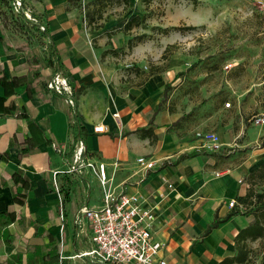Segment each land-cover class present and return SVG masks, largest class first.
I'll return each instance as SVG.
<instances>
[{"label": "crops", "instance_id": "obj_1", "mask_svg": "<svg viewBox=\"0 0 264 264\" xmlns=\"http://www.w3.org/2000/svg\"><path fill=\"white\" fill-rule=\"evenodd\" d=\"M25 3L46 26V34H38L42 48L11 38L10 11L0 4V96H5L2 79L25 78L0 104V216L15 213L14 221L3 227L10 241L0 239V264L14 255L16 263L28 264L35 251L45 250L51 241L67 264H76L77 259L93 262L78 256L93 246L91 226L78 212L101 204L99 179L91 172L68 177L60 173V188L69 192L61 204L51 178L53 171L67 170L78 138L84 140L91 159L106 164L116 192L137 194L154 209L153 236L167 244L162 256L169 264H219L237 254L235 237L253 222V216L234 215L207 231L216 218L224 220L231 212L230 203L247 191L246 176L264 164L262 135L251 142L248 128L235 126L234 114L223 108L199 121L176 125L197 104L184 100L171 104L175 89L159 109L166 84L174 83V72L141 79V71L128 78L123 68L126 59L100 54L114 48L113 43L99 37L95 47L90 46L89 40L99 32L84 29L79 10L69 8L68 0ZM49 45L56 48L55 62L62 65L60 70L75 89V108L46 86L57 70L48 58ZM97 125H105L108 131L94 132ZM144 127H152L156 139L137 132ZM200 130L218 133L223 149H201L196 138ZM141 157L154 160V168L141 166ZM18 170L29 179L23 189L24 204L13 198V175ZM89 176L97 181L96 189ZM76 180L82 182L83 199L70 207ZM59 227L60 232L65 228L69 232L60 237ZM259 241L249 242V247Z\"/></svg>", "mask_w": 264, "mask_h": 264}, {"label": "rangeland", "instance_id": "obj_2", "mask_svg": "<svg viewBox=\"0 0 264 264\" xmlns=\"http://www.w3.org/2000/svg\"><path fill=\"white\" fill-rule=\"evenodd\" d=\"M74 9L79 10L85 30L99 32L89 40L90 46L95 47L99 37L113 43L114 48L100 54L126 59L123 68L128 78L142 71L143 79L156 65L171 70L175 80L169 99L177 87L187 90L183 100L188 104L219 106L234 114L235 126L248 128L251 142L259 135V142L264 141V0H130L128 4L77 0ZM135 16L144 18L141 25L124 31L126 22ZM17 17L11 11L7 16L11 38L41 47L39 32ZM139 37L142 45L135 48L140 45L137 40L130 48L129 40ZM87 179L96 189L97 181L91 176ZM82 193V182L76 180L70 207L82 201ZM60 230V237L69 232ZM253 248L254 264H261L263 243ZM75 263L96 264L84 259Z\"/></svg>", "mask_w": 264, "mask_h": 264}, {"label": "built area", "instance_id": "obj_3", "mask_svg": "<svg viewBox=\"0 0 264 264\" xmlns=\"http://www.w3.org/2000/svg\"><path fill=\"white\" fill-rule=\"evenodd\" d=\"M11 4L14 14L27 22L38 24L42 32L47 30L38 16L26 5L25 0H11ZM46 86L51 92L63 96L71 107H76L75 90L69 78L60 69L54 71ZM227 105L230 106L228 103ZM114 117L118 118L119 113H115ZM260 120L257 122L260 123ZM106 131L108 129L105 125H97L94 128L96 133ZM196 138L200 142V148L208 152H219L224 147L219 134L214 131H197ZM138 163L145 169H153L155 166V161L146 157L139 158ZM86 172L98 177L102 202L99 206H84L78 212L91 226L93 243L89 251L78 256L90 258L99 264H169L162 256L167 244L154 239L153 236L156 219L154 209L146 206L137 194L116 192L112 178L107 175L106 164L94 161L88 156L82 138L75 140L67 170L52 172L53 186L60 194V173L82 176ZM235 204L236 202L232 201L230 206L234 207Z\"/></svg>", "mask_w": 264, "mask_h": 264}, {"label": "trees", "instance_id": "obj_4", "mask_svg": "<svg viewBox=\"0 0 264 264\" xmlns=\"http://www.w3.org/2000/svg\"><path fill=\"white\" fill-rule=\"evenodd\" d=\"M102 1L128 4L130 0H100V2ZM1 3H4L9 9V11L13 12L11 0H0V4ZM68 3H69L68 4L69 8L77 7V0H68ZM97 9L100 10L101 9L100 6H98ZM90 16L92 15L90 14ZM18 17L21 18V16ZM93 17L94 16L91 17L92 22L94 21ZM143 19L144 18H140L139 16L133 17L132 19L126 22L125 26L123 27V30L130 31L134 27H139ZM31 24H32L31 26L34 27L38 32L46 34L47 30L42 32L38 24H34V23ZM175 29L179 30L180 28H175ZM136 42L140 44L141 42H143V38L139 37L136 40L134 38H131L128 42L129 47L133 48L134 46H136L137 45ZM56 53H57L56 48L52 45H49L48 58L51 61V63H54L55 68L58 70V69H62V65L59 62L58 63L55 62ZM110 53H114V52L111 51ZM162 72H165V69L162 68L161 66L158 65L151 66L147 78ZM182 74L183 73L181 72L178 73L177 77L178 78L181 77ZM24 82H25V78L18 76L14 77L12 80L2 79L1 83L4 87L5 96H0V104H3L6 100V97L12 94L15 88L23 84ZM171 89H172V82H169L165 86L164 98L159 105V109H162L164 104L167 103V101H169ZM187 93H189L187 92V90L180 89V87H177L176 95L171 99V104L182 101L183 98H185L184 96H188ZM218 107L219 106L206 107L205 105H201L200 103H198L197 105H195L192 111L187 115H184L181 118V121H178L176 125L179 126L184 120H190L194 122L209 117L219 109ZM137 132H139L143 137H149L152 138L153 140L156 139L157 137L152 127H144L139 129ZM63 176L68 177L69 175L67 173H64ZM13 178L16 185L13 191L14 201L19 204H24L26 202V195L24 194L23 189L25 187H28L29 179L26 176H24L20 170L15 171ZM245 180L248 184V189L246 193L243 195H237L235 199L236 204L232 208L231 212L224 218V220H220L219 218H216L207 231L209 232L213 230L221 222L227 221L229 218H231L234 215L244 214L247 216L254 217L253 222H251L248 226L242 228L235 237V246L237 249V254L224 258L219 264H254L255 249L249 247V242L261 240V243H263L264 246V164L252 170L246 176ZM64 191L65 189L61 187L60 194L62 195L63 204L69 198V192L65 193ZM14 219H15L14 212H8L0 216V239L3 236L5 241L7 242L10 241L9 240L10 235L8 234V230L6 228L3 230V227L8 225L10 222L14 221ZM16 258H18L17 255H14L11 259L8 260L7 264H19L14 261ZM28 264H67V261L62 259L58 246L56 245V242L51 241L46 246L45 250L42 248H38L35 251L34 258L28 260ZM261 264H264V253L262 256Z\"/></svg>", "mask_w": 264, "mask_h": 264}]
</instances>
